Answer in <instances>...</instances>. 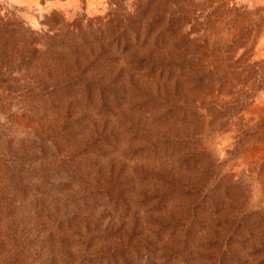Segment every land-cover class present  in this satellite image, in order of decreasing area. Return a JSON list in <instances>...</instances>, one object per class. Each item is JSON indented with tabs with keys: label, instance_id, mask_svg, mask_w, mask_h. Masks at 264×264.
Here are the masks:
<instances>
[{
	"label": "rangeland",
	"instance_id": "374dc122",
	"mask_svg": "<svg viewBox=\"0 0 264 264\" xmlns=\"http://www.w3.org/2000/svg\"><path fill=\"white\" fill-rule=\"evenodd\" d=\"M0 264H264V0H0Z\"/></svg>",
	"mask_w": 264,
	"mask_h": 264
}]
</instances>
